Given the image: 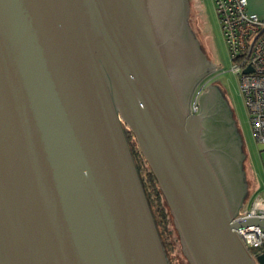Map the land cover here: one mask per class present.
Listing matches in <instances>:
<instances>
[{
    "label": "water",
    "instance_id": "1",
    "mask_svg": "<svg viewBox=\"0 0 264 264\" xmlns=\"http://www.w3.org/2000/svg\"><path fill=\"white\" fill-rule=\"evenodd\" d=\"M190 1L0 0V264H171L129 132L190 264H264L191 113Z\"/></svg>",
    "mask_w": 264,
    "mask_h": 264
},
{
    "label": "built area",
    "instance_id": "2",
    "mask_svg": "<svg viewBox=\"0 0 264 264\" xmlns=\"http://www.w3.org/2000/svg\"><path fill=\"white\" fill-rule=\"evenodd\" d=\"M213 1L232 61L231 72L239 77L254 138L257 143H264V18L249 11L248 0ZM246 70L249 72L245 73ZM204 86L192 98V114L200 111ZM249 218L264 220L261 195L235 220ZM237 233L249 249L264 250V228L253 227Z\"/></svg>",
    "mask_w": 264,
    "mask_h": 264
},
{
    "label": "rangeland",
    "instance_id": "3",
    "mask_svg": "<svg viewBox=\"0 0 264 264\" xmlns=\"http://www.w3.org/2000/svg\"><path fill=\"white\" fill-rule=\"evenodd\" d=\"M190 4L191 28L197 35L205 55L217 67L210 80L217 84V87L224 92L242 137L246 157L244 167L247 178L245 182L247 185V198L241 209V212L244 213L247 209L251 208L257 195L264 197V143H257L254 138L248 110L241 93L239 77L231 72L232 61L229 56L222 26L216 13L214 1L191 0ZM170 238L173 240L175 237L170 236ZM174 251L178 254L180 250L175 248ZM179 257L180 255L178 254ZM179 261L181 264H186L181 257Z\"/></svg>",
    "mask_w": 264,
    "mask_h": 264
},
{
    "label": "flooded vegetation",
    "instance_id": "4",
    "mask_svg": "<svg viewBox=\"0 0 264 264\" xmlns=\"http://www.w3.org/2000/svg\"><path fill=\"white\" fill-rule=\"evenodd\" d=\"M208 60L199 76L189 80L192 81L191 94L205 85L199 111L205 126V142L213 163L221 171L231 204L236 208L247 198L243 141L224 92L210 80L215 66ZM252 254L256 258L262 252Z\"/></svg>",
    "mask_w": 264,
    "mask_h": 264
},
{
    "label": "trees",
    "instance_id": "5",
    "mask_svg": "<svg viewBox=\"0 0 264 264\" xmlns=\"http://www.w3.org/2000/svg\"><path fill=\"white\" fill-rule=\"evenodd\" d=\"M128 139L170 263L181 264L179 261L181 257L184 259V262L186 264H190L183 254L182 245L178 232L174 225L173 217L167 206L165 197L163 196V193L159 188L158 182L151 169L149 168L147 162L145 161V158L143 157L136 143L134 135L130 132L128 133ZM170 236H173L175 238L172 240ZM175 248H178L180 250L178 252V254L180 255L179 258L177 252L174 251ZM250 251L251 253H256V251L264 253L263 249H250Z\"/></svg>",
    "mask_w": 264,
    "mask_h": 264
},
{
    "label": "crops",
    "instance_id": "6",
    "mask_svg": "<svg viewBox=\"0 0 264 264\" xmlns=\"http://www.w3.org/2000/svg\"><path fill=\"white\" fill-rule=\"evenodd\" d=\"M248 9L251 13L264 18V0H248Z\"/></svg>",
    "mask_w": 264,
    "mask_h": 264
}]
</instances>
